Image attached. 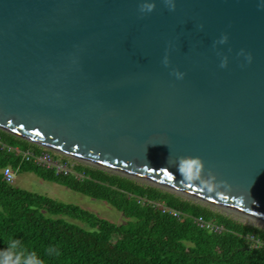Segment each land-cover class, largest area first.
Masks as SVG:
<instances>
[{"label":"water","instance_id":"obj_1","mask_svg":"<svg viewBox=\"0 0 264 264\" xmlns=\"http://www.w3.org/2000/svg\"><path fill=\"white\" fill-rule=\"evenodd\" d=\"M0 128L264 227V0H0Z\"/></svg>","mask_w":264,"mask_h":264},{"label":"trees","instance_id":"obj_2","mask_svg":"<svg viewBox=\"0 0 264 264\" xmlns=\"http://www.w3.org/2000/svg\"><path fill=\"white\" fill-rule=\"evenodd\" d=\"M0 141L35 153L42 149L2 128ZM8 166L104 200L128 220L116 223L15 186L1 172ZM248 236L264 242V228L97 166L76 162L73 172L57 173L0 147V252L17 239L25 254L35 252L44 264H264V247Z\"/></svg>","mask_w":264,"mask_h":264},{"label":"rangeland","instance_id":"obj_3","mask_svg":"<svg viewBox=\"0 0 264 264\" xmlns=\"http://www.w3.org/2000/svg\"><path fill=\"white\" fill-rule=\"evenodd\" d=\"M44 147L48 148L47 146H44ZM51 150H53V149H51ZM53 151L58 152L59 154H62L64 156H67L73 162H80L83 164L91 165L89 163H86L84 161H81L79 159L71 157V156L66 155L64 153H61L59 151H56V150H53ZM92 166H94V165H92ZM12 173H13V179L10 181V183H12L15 186L25 188V189H28V190L33 191V192L45 194V195H48V196H50L54 199L60 200V201L78 204V205L96 213L100 217H104V218H106L110 221L116 222V223H124L128 220V218H126L122 212H120L119 210H117L115 207H113L111 204H109L108 202H106L104 200L96 199V198L90 197L88 195H85L83 193L74 191V190H72V189L68 188L67 186L62 185L60 183L45 180V179L39 177L34 172H23V171L12 170ZM140 183H143V182H140ZM143 184H146V183H143ZM178 194L181 195L182 197L186 198V199H190V200L199 202L203 205L210 207L213 210L222 212V213H224V214H226V215H228V216H230V217H232L238 221H241V222H244L247 224L256 225V224H253V223L248 222L246 220H243L241 218H238L236 216H233L231 214H228L226 212H223L219 209H216L212 206H209L205 203H202V202L195 200L191 197H188L186 195H183L180 193H178ZM73 221L84 225L83 223H81L77 220H73ZM256 226H259V225H256ZM262 228H264V227H262Z\"/></svg>","mask_w":264,"mask_h":264},{"label":"built area","instance_id":"obj_4","mask_svg":"<svg viewBox=\"0 0 264 264\" xmlns=\"http://www.w3.org/2000/svg\"><path fill=\"white\" fill-rule=\"evenodd\" d=\"M0 147L4 148L8 151H15L16 153L20 154L22 156V159L25 160H32L35 161L36 163L46 166V167H51L54 168V170L59 173V172H63V173H69V172H73V166L76 162L71 161L67 156L66 160H64L62 157L64 155L59 154L58 152H54L53 150H51L50 148H46L44 146H42L41 151H39L38 153H35L33 150H29V149H21L18 146H12V145H8L3 143L2 141H0ZM52 154H57L59 155V157L54 158L52 156ZM12 168L10 166L5 167L1 170L3 177L5 180L7 181H11L13 179V173H12ZM165 209H169L164 207ZM169 211L171 213H173L174 215H178V212L172 209H169ZM200 224L203 225L204 222H202L200 219ZM207 227H209V229L213 228V225H210V223H206L205 224ZM217 228V227H214ZM249 242H254L256 244L262 245L264 247V242L260 241L258 239H255L253 236H248L247 237Z\"/></svg>","mask_w":264,"mask_h":264},{"label":"clouds","instance_id":"obj_5","mask_svg":"<svg viewBox=\"0 0 264 264\" xmlns=\"http://www.w3.org/2000/svg\"><path fill=\"white\" fill-rule=\"evenodd\" d=\"M249 60H251V57ZM184 158L185 156H179L177 158V165H181ZM199 177V170H197V178ZM187 178L192 179L191 176ZM8 245L9 247L0 252V264H44L35 252L25 254V250L20 248L19 240L12 239L8 242Z\"/></svg>","mask_w":264,"mask_h":264}]
</instances>
